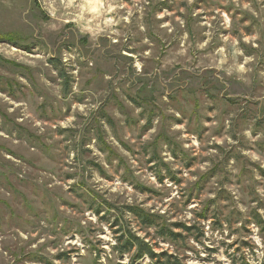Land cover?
I'll list each match as a JSON object with an SVG mask.
<instances>
[{
  "label": "rangeland",
  "instance_id": "obj_1",
  "mask_svg": "<svg viewBox=\"0 0 264 264\" xmlns=\"http://www.w3.org/2000/svg\"><path fill=\"white\" fill-rule=\"evenodd\" d=\"M0 35V264H264V0H0Z\"/></svg>",
  "mask_w": 264,
  "mask_h": 264
},
{
  "label": "trees",
  "instance_id": "obj_2",
  "mask_svg": "<svg viewBox=\"0 0 264 264\" xmlns=\"http://www.w3.org/2000/svg\"><path fill=\"white\" fill-rule=\"evenodd\" d=\"M1 40H9L15 42L17 41V38L15 39L10 35H0V41ZM10 64L14 65V63H10ZM131 213L134 214L136 220L139 221L141 226H144L145 228L156 227L158 226L157 224H159L158 222L160 219L159 216L157 215L146 214L139 209H131ZM179 228H182L186 231H190L189 228L184 227L183 225H181V227ZM160 234L163 237H167V236L178 237V236H174L170 232L168 233V231L163 229L161 230ZM119 241H120V246L118 247L119 254L122 255V254H128L134 252V256H133L134 262L141 260L145 256L149 257L152 260L157 259L158 257H162V255H156L149 244L144 243L142 240H140V238L132 234L131 231L127 233H122L121 237H119Z\"/></svg>",
  "mask_w": 264,
  "mask_h": 264
}]
</instances>
